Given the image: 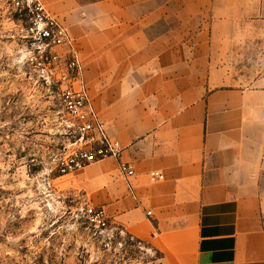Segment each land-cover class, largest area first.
<instances>
[{
    "label": "crops",
    "instance_id": "obj_1",
    "mask_svg": "<svg viewBox=\"0 0 264 264\" xmlns=\"http://www.w3.org/2000/svg\"><path fill=\"white\" fill-rule=\"evenodd\" d=\"M45 2L135 170L67 175L81 204L166 264H264V0Z\"/></svg>",
    "mask_w": 264,
    "mask_h": 264
},
{
    "label": "rangeland",
    "instance_id": "obj_2",
    "mask_svg": "<svg viewBox=\"0 0 264 264\" xmlns=\"http://www.w3.org/2000/svg\"><path fill=\"white\" fill-rule=\"evenodd\" d=\"M23 49L18 17L0 0V264H166L151 244L85 219L68 176L55 172L70 118Z\"/></svg>",
    "mask_w": 264,
    "mask_h": 264
},
{
    "label": "built area",
    "instance_id": "obj_3",
    "mask_svg": "<svg viewBox=\"0 0 264 264\" xmlns=\"http://www.w3.org/2000/svg\"><path fill=\"white\" fill-rule=\"evenodd\" d=\"M18 17L23 61L43 86L57 88L61 106L70 118L72 142L56 162L58 176L77 174L106 159H118L119 171L135 175L133 166L122 161L121 142L112 137L96 110L84 80V64L67 27L53 14L45 0H7ZM151 177L164 180L160 172ZM85 219L103 232L112 229L104 207L81 206ZM151 215V213H148Z\"/></svg>",
    "mask_w": 264,
    "mask_h": 264
}]
</instances>
